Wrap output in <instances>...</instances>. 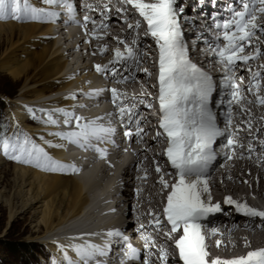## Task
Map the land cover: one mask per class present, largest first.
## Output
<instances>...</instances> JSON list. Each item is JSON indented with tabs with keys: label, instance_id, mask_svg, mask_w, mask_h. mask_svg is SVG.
Returning a JSON list of instances; mask_svg holds the SVG:
<instances>
[{
	"label": "bare ground",
	"instance_id": "6f19581e",
	"mask_svg": "<svg viewBox=\"0 0 264 264\" xmlns=\"http://www.w3.org/2000/svg\"><path fill=\"white\" fill-rule=\"evenodd\" d=\"M75 1L79 4L78 9L85 13L83 18H89L87 22L83 20L85 27L88 25L79 36L67 35L65 27L55 33L50 24L39 21L0 20V40L5 42L0 68L7 71L15 79H23V87L19 94L20 98L13 100L12 104L15 108L12 107L8 113L11 129L16 134L27 135L35 139L37 143L45 147V150L55 160L62 163L66 160L64 157L65 141L50 135V133L59 132L60 130L56 126L45 123L44 120L39 119L37 116H35V119L33 118V112L39 109L41 102L39 100L68 90H74L84 100V97L89 96L92 92L89 91L90 89H80V87L82 86L83 88V84L90 80L92 76H104L111 80V83L105 85L107 91L103 93L104 98L109 96L111 89H116L118 93L122 94L117 102L121 100L126 105L129 95L125 85L129 82H135V79L134 76L125 79V74L132 70L140 69V66L148 61L146 43L152 37L148 31L147 21L139 15L138 9L130 5L127 0ZM154 1L156 2V0ZM199 1L201 0H184L176 5L177 8H182L189 13L192 20V23L184 21L182 23L184 28H187L190 24H194L201 29L209 28L208 17L211 10L222 2L221 0H202L204 3L202 7ZM210 1L213 3L207 6L206 4ZM32 2L37 7L44 5L42 0H32ZM44 6L49 7L47 5ZM107 9L109 11H106ZM119 10L125 13L124 20L118 17ZM194 11L201 14H196ZM256 15L262 16L261 14ZM99 18L101 19L99 20ZM261 18V21H256V24L264 28V16ZM129 25L132 27L130 28ZM144 25L145 29H142ZM86 30L90 31V34L87 33L90 41H88L84 53L89 56L81 52L84 49L81 45L85 44L83 42L86 37L83 34H85L84 31ZM138 30L141 31V34L139 33V36H135ZM189 31L188 36H191L193 30ZM258 31L256 30V35H258L251 39V43H246L244 46V51L253 52L247 56H255V59L249 60L247 63L237 61L232 66L227 65V67H224V71H215L216 90L213 93L212 101L219 110L222 120L230 126L228 129L231 134L230 138L236 139L235 147L232 148L236 153L230 157L231 149L223 148V153L227 152L228 156L225 157V154L220 155L211 168L217 165V162L221 159L223 167L216 170L207 179L209 192L203 194L204 198L210 197L209 202L211 204H221L223 206L221 212L218 214L214 213L213 216L201 221L202 224L209 222V226L212 224L210 229L204 228L208 256L221 254L220 257L230 255L238 257L249 253L250 248L253 249L252 251H256V248L264 247V226H260L264 225V219L245 217L238 214L235 209H233L234 211L230 209L234 206L226 203L227 199L231 198L233 201L241 204L246 203L250 207L264 211V154L259 152L254 157V152H258L261 146L264 148V145L261 144L262 140L260 138L253 136L254 131L252 133L239 128L251 123L254 118L258 119L261 116V112L259 110H254L252 114L247 112L246 114L249 115H245L243 118L242 111L244 109L242 106L244 105L240 106V110L237 109V105L251 101L246 100L247 97L244 96L245 99L233 102L229 106L228 99L230 98L231 88L224 87L226 76H231L233 80L237 79L238 83L241 77L251 78L248 84L247 81L249 79L243 80V84L241 82L243 85L242 89L250 94L248 88L251 82L256 81L257 78L253 79V72L249 71V68L251 69V64L259 56L260 60H264V31H259V33ZM109 32H116L119 36H113ZM138 37L140 38L138 39ZM107 38H117L115 40L117 45L108 41L109 39L106 40ZM133 39L136 40L134 41ZM127 44H130L129 47L138 52L136 61L113 65L116 60L114 55L116 50L119 49L121 52L120 48H123L124 53ZM109 51H114L111 57L107 55ZM258 52L260 53L259 55H257ZM194 54L198 55L200 53L194 51ZM70 58L73 60L69 61ZM85 59L87 63H83ZM79 61L82 62L78 64ZM261 62L263 63L262 68L258 71L255 70L256 73H264V61ZM92 64H95V66L100 65L102 68L115 67L119 71L115 74L107 71L98 72L94 66V71L96 70L97 73L79 78L77 82L80 86L78 87L76 83H73L74 77L72 74L74 72L69 71V66L73 67L76 65L75 72L79 71L81 73ZM246 66L248 68H245ZM256 82L261 86L262 90L260 89V93L264 97V83L260 84L258 80ZM137 90L139 93L143 92V95L130 97V99L138 101V108L132 111L135 115H132L131 119L135 121V119L139 118V126L143 129L140 136L136 135L137 124L135 122L129 123L130 114L126 113L123 117L120 116L119 108L123 106L122 104L117 103L114 111L108 110L103 113L110 115L115 112L118 116L117 119L125 122L123 127L118 128L117 135L119 140L125 136L124 133L126 131L134 128L136 130L133 134V142L140 145L135 151V162L131 163L122 172L120 180L123 185L122 190L119 185L109 192L110 200L115 201V208H110L109 211H112V213L117 211L118 214H122L118 217H112L104 225H99L96 221L98 219L104 221L108 215V210L105 211V208L101 209L102 206L100 204L98 208L93 206L91 208L92 201L88 193H93L92 186L95 183L99 184L108 179L111 175L110 172H105L100 177H95L94 175L88 177V175L84 174L78 177L64 173L63 170L48 172L18 162L4 168L6 162L4 157L0 155V203L5 202L9 207L10 219H23L26 213H31L29 239L36 243L44 244L47 250V257L44 255L42 258L48 259V264H50L52 259L63 258L62 247L67 250L68 256L76 258L77 254L74 249L77 245L97 244V242L106 241L107 238L105 249H102L107 251L106 257H109L107 259L112 257L111 261H114L115 256L118 260L121 255L117 254V251L126 245L125 239H127L128 233L145 236L149 245L145 248L143 246L138 247L140 250L143 248V251L137 261L136 259H131L133 261L131 263L127 258H124L122 259V264H149V261L151 264H165V260L162 259V252H167V264H183L176 247V236L182 231L172 232L171 224L167 222L164 215V205L169 195V187H165L160 181H166L170 185L172 174H165L162 168L157 171V166H162L165 159L164 151H157L161 147L162 142L158 139V136L151 135L158 127L149 121L152 109L147 106L148 92L143 87ZM61 93L55 97L47 98V103L52 104V106L53 104H60L61 107L74 112L72 108V93ZM219 95H221L223 103L216 100ZM83 106L81 105L80 107ZM89 106H92V104ZM130 107L132 108V105ZM229 116L231 117V123L228 122ZM238 117H241L242 121ZM253 123L254 126L257 124V122ZM262 128H264V123L262 127L255 130L257 131L256 135L262 132ZM46 141L48 142L47 144H45ZM142 143L143 145L141 146ZM56 144L61 146L54 147L53 145ZM250 146L255 151H252L251 157H247L249 153L251 154L249 152ZM58 156H61V158ZM259 162L260 164H257ZM8 171L12 173L13 183L10 195L6 198L4 193L7 189L5 190L3 187L5 186L3 184L5 182L3 173H8ZM253 195L261 199L262 202L255 200ZM107 202L109 201L107 200ZM127 202H129V205L124 209L123 207ZM129 215H132L133 219L127 218ZM157 218L160 221L159 227L156 225ZM88 225L90 227H86ZM82 226L86 227L84 233L87 235L78 234ZM213 226H218L217 230H223L222 234L219 233L220 231L213 232V228H216ZM69 231L73 232L70 234ZM115 232L121 233L122 237L108 235V233ZM67 233L70 234L68 238L64 237ZM95 233L99 234V236L95 237ZM54 236H57V238ZM84 236L89 237L84 238ZM122 241L123 243L121 244ZM217 242H220L219 245ZM209 252H212V254H209Z\"/></svg>",
	"mask_w": 264,
	"mask_h": 264
},
{
	"label": "snow or ice",
	"instance_id": "6c2138e0",
	"mask_svg": "<svg viewBox=\"0 0 264 264\" xmlns=\"http://www.w3.org/2000/svg\"><path fill=\"white\" fill-rule=\"evenodd\" d=\"M127 2L138 9L139 15L147 21L148 31L159 45V104L161 112L159 127L169 140L166 154L176 174V182L171 185L172 191L167 196V207L164 209V213L167 222L171 224L172 232L182 229V235L176 241V247L179 249L183 264H209L206 259L208 256L205 243L206 234L201 221L210 214L221 212L222 209L219 204H211L210 197L204 198L203 194L209 192L205 177L217 159L213 145L216 144L218 137L225 135V131L218 127L216 114L210 107L216 85L210 75L189 59L180 24L182 18L180 13L183 12V9L175 6L177 0H156L155 3H145L144 0H127ZM67 3L68 0H42V4L47 6ZM236 3L242 10L230 6L231 19L218 25L223 29L222 40L227 42L219 49L218 56L229 66L234 65L237 61L247 63L249 60L255 59V56L241 55V53L245 50V44L251 43L256 30L264 31V28L256 24V12L264 13V0H236ZM257 5H259L258 8ZM73 10V7L69 6L67 14L71 15ZM60 15L61 13L56 11L35 6L32 0H0V20H40L43 17L58 18ZM84 20L87 22L89 18L85 17ZM129 27L132 26L129 25ZM232 29L235 31H231ZM259 54L258 52L257 55ZM115 56L116 60L113 65L136 61L138 52L131 47L127 48L126 54L117 49ZM95 67L98 72L107 71L115 74L119 71L115 67L102 68L100 65ZM249 71L251 70L249 69ZM259 76L260 73H254L253 79L255 80ZM255 86L259 87L258 84ZM224 87L231 88L229 106L233 102L245 99L241 95L240 85L235 83L231 76L225 77ZM251 87L250 85L249 91ZM111 94L114 103L122 95L116 89H111ZM220 102L223 103V99ZM257 102L264 105V97H259ZM57 111L65 117L63 123L73 126L74 130L52 132L50 135L81 148H92L100 153L101 158L107 154V149L97 147L93 141L104 142L108 135L114 132V129L98 124L96 121L83 122L85 118L75 116L71 111L63 109ZM126 113L130 114L129 123L137 124L136 135L140 136L143 129L140 128L139 121L131 119L135 113L132 112V109L119 108L121 117ZM44 115L47 117L45 123L52 126L59 125L60 121L53 118V112H45ZM33 118L35 119L34 112ZM228 122L231 123L230 116ZM124 135L131 137L132 132L126 131ZM157 135L159 136L161 133H157ZM47 143L46 141L45 144ZM261 144L264 145V141ZM53 146L60 147L61 145ZM233 147H235V141L228 138L224 148L232 149ZM252 151L255 149L250 147L249 152ZM0 154L15 162L48 172L69 169L75 174L81 170L75 164L55 160L44 146L27 135L17 133L9 136L2 124H0ZM157 171H160L159 165ZM160 182L165 187L169 186L166 181L161 180ZM226 203L234 206L236 212L245 217L264 219V211H259L246 203L241 204L231 198H228ZM159 224L160 221L157 218V227ZM214 231L215 229H213ZM108 235L122 237L119 232L108 233ZM217 243L219 245L220 242ZM127 248V255L130 259L139 257V250L130 243ZM74 251L77 254L76 258L68 256L67 250L62 247L63 258L52 259L50 264H88V261L95 258L97 254H108L106 250L91 243L77 245ZM162 259L167 264V252H162ZM149 264H151L150 261ZM211 264H264V248L250 251L246 256L235 259H216Z\"/></svg>",
	"mask_w": 264,
	"mask_h": 264
},
{
	"label": "rangeland",
	"instance_id": "374dc122",
	"mask_svg": "<svg viewBox=\"0 0 264 264\" xmlns=\"http://www.w3.org/2000/svg\"><path fill=\"white\" fill-rule=\"evenodd\" d=\"M177 1H178V4H180V2L181 1H184V0H177ZM199 3L203 7V5H204L203 1L201 0V1H199ZM212 3L213 2L210 1L206 5L209 6ZM201 10H202V8H201ZM202 11H204V10H202ZM195 13L196 14H201V13H198V12H195ZM256 14H258V13H256ZM118 15H119L118 16L119 18L121 17L124 20L125 13L123 11H120L119 10ZM261 15L264 16V13H262ZM262 16H260V15L257 16V20L256 21H258V22L261 21V19H262L261 17ZM22 21L25 22V20H22ZM94 21H97V20H94ZM87 25H86L85 28H87ZM142 29H145V25L142 26ZM86 31H84L85 34H83L86 37L85 38V41L83 42V44L84 43L85 44L84 45H81L84 49L82 51L80 50L82 53H84V51H86V48L85 47L88 45L87 44L88 41H90V39H89L90 31L89 30L87 32ZM87 33H89V34H87ZM139 33L141 34V31L138 30L135 33V36H139ZM258 33H259V31H258ZM109 34H111L113 36H116V37L119 36V34L116 33V32H109ZM59 38H60V36H59ZM139 38L140 37H138V39ZM116 39L115 38H107L106 40H108V41L112 42L113 44H116L117 45V43L115 41ZM133 40L135 41L136 39H133ZM127 45H126V49H125V52L124 53L127 52V47L130 46V44H127ZM122 49L123 48H120L121 52L123 53V50ZM261 49H262V45H261ZM4 50H5V42L0 40V60L2 58V55L4 53ZM263 50H264V43H263ZM112 54H114V51L113 52L112 51L107 52V55H109L110 57L112 56ZM86 56H89V55L87 54ZM109 56H108V58H110ZM258 58H259V61H257V62L255 61L253 64H251V69H252L251 71L253 72V74L256 73V71H258L259 69L262 68V64L263 63L261 61H264V60H260V56ZM72 60H73L72 58L69 59V61H72ZM82 61H79L78 64L80 62H82ZM83 63H87V60L85 59V62H83ZM88 63H91V62H88ZM259 64H261V66L258 67ZM94 66H95V64L89 65V67L85 71H83V72L80 73L79 71H76L75 72L76 67H77L76 65L73 66V67L70 65L69 66V71L72 72V73L74 72L72 74V76L74 77L73 78V83H76L78 85V87H79L80 84L77 82L79 78L81 79L82 77L87 76L88 74H92V73L95 74L96 73L94 71ZM245 68H248V66H246ZM260 76H261L260 78H263L262 80H264V73H261ZM95 78L96 77H93L92 76L90 80H87V82H86L87 84L86 83L83 84V88L81 86L80 89H85V88L90 89L89 87L90 86H93L94 83H95L94 82L95 81ZM260 78L257 77V80L259 81ZM246 79H249V78L242 77V80L239 79V83H238V80L237 79H234L233 80L235 83H237V84L240 85V88L242 90L241 91V95L243 97L246 96L247 97L246 100H250L251 101V103H249V102L239 103L237 105L238 106L237 109L240 110V106L244 105V106H242V108L244 109V111H242L243 118H244L245 115H249V114H246L247 112L250 113V114H252L254 112V110H259L261 112V116L258 119L257 118L256 119L254 118L251 121V123H247L245 126H240L239 128L241 130L244 129V130L249 131V132L254 131L255 133H254L253 136L255 138H260L262 141H264V128H262V132L257 133V135H256V132L257 131H255L257 128L262 127V125L264 123V119L261 118V117H264V108H263L264 105H260L257 102V100H258L259 97L256 98L259 95H261L260 97H262V93H260V90H259L258 92H255L254 94L252 92H250V94H248L246 90H243L242 89V87H243V85H242L243 84V80H246ZM105 81H107V80H105ZM241 82H242V84H241ZM247 82H249V81H247ZM22 87H23V79H15L7 71L2 70L0 68V124H2L4 126V129L7 131V134L9 136H12L16 132H14L11 129L10 121L8 119V113L10 112V110L12 109V107L15 108L14 105L12 104V102H13V100H18L20 98L19 97V94H20V92L22 90ZM261 90H262V88H261ZM3 91H6V92H8L10 94H13V97H10L9 95H6ZM221 99L222 98L219 95V97L216 100L217 101H221ZM240 101H242V100H240ZM238 118H239V120L242 121V118L241 117H238ZM253 122H257V124L254 126V123ZM261 122H262V124H261ZM249 125H251V127H249ZM234 141H236V139ZM259 152H262V154H264V148H263V146L259 147L258 152L257 151L254 152L255 153L254 154L255 155L254 157H256ZM235 153H236V151H234V149H231V154L232 155L230 154L229 156L232 157V156L235 155ZM222 154H225V153H222ZM249 154L247 155V157H251L253 153L251 152V154L250 155ZM0 155L2 157H4V160L6 162L4 168L5 167H8V166H12V165L15 164V161H12L11 159L10 160L6 159L5 156H3V154H0ZM226 156H228V154L225 155V157ZM221 160H219V162H217V165H215L213 168L210 169L211 171L208 172V175L205 177L206 179H208L209 177H211L216 170H218L219 168L223 167V162ZM228 160H230V159H228ZM257 164H260V162L257 163ZM256 168H257V166H256ZM122 172L119 173L118 175H115V176L110 175V177L108 179L104 180L103 182H101L99 184L98 183H95L93 185L94 187L92 186L93 193H88V196L90 195L89 198L91 199V201L93 202L95 200V198L98 196V194L105 188L107 182H110V183H108V185L112 184L111 187H110V191L112 189H114V187H118L119 185H120V188L122 190L123 185H122V183L120 181L121 180V176H122ZM3 175L5 176L4 177L5 182L3 183L5 186H3V187L5 188V190L7 189V191L4 193V196L7 198V196L10 195V192H11L10 190H12V183H13L12 182V173L8 171V173L7 172H4ZM93 179H95V178L93 177ZM107 198L108 199H105V202H107V200L109 202L111 201L110 202L111 203V205H110L111 207L110 208L111 209L112 208H115V201L110 200L111 199V196H109ZM253 198L255 200L259 201V202H262L261 199H259L258 197L254 196V195H253ZM105 202H103V201L100 200V203L99 204H100V206H102L101 209H104L105 208V211H106L107 208H108V206H107V204ZM99 204H98V206H99ZM128 205H129V202H127V204L124 207L123 206H121V207H123L124 209H126L128 207ZM219 205L221 206V209H223V206L221 204H219ZM90 207L93 208L92 206H90ZM91 208H89V209H91ZM96 208H98V207H96ZM230 209L233 210V209H235V207L230 208ZM225 210H227V209L225 208ZM9 213H10V210H9V207L7 206V204L5 202L0 203V259L3 261L2 263L3 264H48V261H47L48 259L42 258V257H44V255H45V257H47L46 256L47 255V253H46L47 250L44 247V244H39V243H36V242H34V241H32V240L29 239V234H30V231H31V225H30L31 213L30 212L29 213H26V215L24 216L23 219H17V218L10 219ZM121 214L122 213L118 214L117 211L116 212L114 211L112 216H106L107 215L106 214L105 215L106 217H105V220L104 221L98 219L96 222L99 225H104V224L108 223L112 217H115V216L118 217ZM132 217H133L132 215H129V217H127V218L133 219ZM203 225H204V228L205 229H210V227H211L208 224H203ZM88 226H90V225H88ZM260 226L262 227V225H260ZM62 229H65V228H62ZM83 229L84 228L82 226V228L79 229L80 232L78 234L83 233V232H81ZM213 229H216L215 232L221 231V232H219L221 234L223 232V230H221V229L220 230H217L218 228H213ZM71 232H73V231H71ZM71 232L69 231L70 234H71ZM69 233L65 234L64 237H67V238L70 237L69 236L70 235ZM55 238H57V236ZM8 243H16V244L17 243H22V244L24 243L28 249L25 250V251H12L9 248ZM252 250L253 249L250 248V251H252ZM209 254H212V252L211 253L209 252ZM220 255L221 254H219V255H213V256H209V257H220Z\"/></svg>",
	"mask_w": 264,
	"mask_h": 264
},
{
	"label": "trees",
	"instance_id": "16d2710c",
	"mask_svg": "<svg viewBox=\"0 0 264 264\" xmlns=\"http://www.w3.org/2000/svg\"><path fill=\"white\" fill-rule=\"evenodd\" d=\"M178 4V1L176 3V5ZM6 95H9L10 97H13V94H10L6 91H3ZM8 246L9 248L12 250V251H25L27 250L28 248L26 247V245L23 243H8ZM3 261L0 259V264L2 263ZM3 264V263H2Z\"/></svg>",
	"mask_w": 264,
	"mask_h": 264
}]
</instances>
